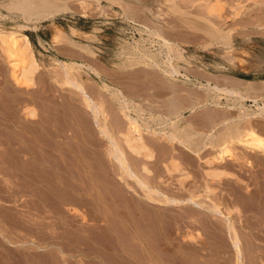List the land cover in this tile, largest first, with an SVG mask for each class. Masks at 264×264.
<instances>
[{"label":"rangeland","instance_id":"374dc122","mask_svg":"<svg viewBox=\"0 0 264 264\" xmlns=\"http://www.w3.org/2000/svg\"><path fill=\"white\" fill-rule=\"evenodd\" d=\"M80 1L19 0L15 8H5L6 6L3 7V5L0 7L2 13L0 27L3 26L7 29L16 27L19 23L23 24V18L37 20L38 29L26 28L24 32L30 38L39 62L38 70L34 73V86L30 89L19 87L21 90H17L8 79L11 76V69L0 43V51L1 49L3 51L0 53V258L4 257L2 259L4 261L0 259V262L6 264L5 259H8L7 262H9V258L12 257L8 264H157L158 262V264H217V262L218 264H234L235 256L230 246L229 253L226 251L221 252V255L217 253L221 257L214 250L215 242L219 240L215 236V229L220 232L219 230L223 228L220 232L221 235L227 236V233H224L226 232L224 223H222L223 227L220 224L223 220L210 211L209 205L212 204L211 202H215L219 203L223 209L227 205V207H238L239 210H243L239 214L247 219L250 214L249 209L253 204L257 205L258 203L262 210L260 214L262 212L263 215L264 157H260L258 154H248L251 163H247L232 156L228 159L229 156H227L226 161L227 159L228 161L222 166L224 170L226 169L225 173L217 177L216 182L213 181L214 183L210 184L212 191L209 192L210 194H206V177H204L205 174L201 168L202 164L198 160L196 161L177 140H174L175 142L173 141L172 144L169 142L170 139L161 137L163 134H152V131L163 129L169 133H172L173 130L174 133H179V128L184 129L183 126L187 122H192L198 129L201 128L200 130L208 131L217 122L215 119L217 116L212 120L207 119V116L213 113L212 111L218 115L219 112L222 115L231 114L228 117L232 118L243 111L254 112L256 105L250 99L242 100L238 96L223 94L219 99L222 107L214 106L212 108L213 105L208 103H203V106L195 104L192 111L194 103L189 102V104L187 101V105L182 101L181 104L179 102V108H181L179 111L172 104L178 100L172 93L173 88L181 86V88L189 90L195 88L194 91L203 92V95L201 93V96L199 93L197 95L205 98L207 90L199 87V81L205 82L208 78L213 77L208 74L206 76L201 71L200 73L194 71L183 59H179L175 51L170 54L161 38L155 33L150 34L142 31L141 25L142 23L148 25L151 21L153 25L150 23L148 26L153 27L152 30L155 28L154 31H158L170 41L185 45L184 47L188 50L186 55H190L194 63L206 64L208 68L204 69L206 72H225L226 80L241 91H245L249 85L259 86L264 91V0H223V16L226 19L225 24L227 23L226 25L229 27L224 23L222 27L227 30L230 26L231 28L235 26L236 33L231 30V33L235 34H233L235 36L233 47H236L235 49L238 51L243 50V54H252L255 63H258V66L251 67L249 72L229 69L231 67L227 58L229 54L225 52L226 49L227 51L230 49L227 46L229 44L221 43L215 34L210 35L207 23L201 19L205 10L203 11V8L201 9L199 6L200 11L196 5V7L194 5L186 6L188 4L182 0H159V7H155L156 14H153L150 9L148 12V7L142 8L141 5H136L137 3L131 1L123 3V0H120L112 3L111 0H103V9L102 6V8L97 7L95 0H87L91 2L92 9L90 16L85 17L80 12ZM120 2L128 7H123ZM173 5H180L184 10L178 12L176 8L172 7ZM66 6L75 10V13L71 14L65 10ZM135 11L138 14H134ZM52 15L64 30V36L61 37L63 40L55 45L50 43L49 23H51ZM215 20L218 23L221 21L220 18ZM70 26L78 28L80 33L72 34ZM68 33L70 38L67 37ZM60 42L61 45L76 49L75 58L65 59L54 55L56 53L54 48L58 47ZM158 43H161L160 46ZM133 47L140 50L152 48L153 50H149L153 53V59L161 62L160 66L162 67L166 66V56L169 54L172 56V64L176 65L177 63L179 73L175 74L174 78L168 77L160 67L152 65L150 59L135 57L132 52L134 51ZM58 60L79 62V67L74 66L76 72L74 73L83 82L91 97L104 101V108L108 112H106L108 123L123 147L125 145L121 138V132L125 128L121 129L122 125L120 124V126L119 123L126 127L127 121L121 113L119 99L110 88L103 86V82L120 87L131 100L143 104L144 112L134 111V103L131 104L132 113L139 118L143 139L154 149L156 157L150 162L142 155L135 157V154L125 148V151H128L127 153L130 155L131 165L142 174L141 166L148 162V167L152 170L149 177L152 185L156 184L165 194H175L179 198L196 192L198 193L196 198L199 202L201 201L203 207L189 205L190 203L176 204L177 206L167 205L163 202L147 200L132 180L121 179L119 167L107 153L106 149L109 150L108 140L98 133L82 93L65 83V68ZM224 67L228 69H223ZM92 68L98 70L101 77H98ZM204 70L202 72H205ZM180 72L181 74L187 73L194 81L186 80L184 75H180ZM239 77L253 79L255 83L249 84L238 79ZM223 83H225L224 80L220 82V84ZM196 91L195 93H197ZM148 98H151L150 101L147 100ZM263 101L264 99L261 98L259 103L262 104ZM241 104L243 107L240 106ZM28 105L36 108L37 114L33 119L24 114V109ZM230 105L234 108L229 109ZM169 118L174 119L172 124L169 122ZM203 119L204 122H202ZM251 120L264 133V119L258 117ZM118 126L120 128H117ZM222 128L215 129L214 142L219 141V131ZM189 138L192 141L195 139L197 144L207 142L210 145V137L204 139V135H191ZM47 142L48 144H46ZM207 149L209 151L205 149L206 155L202 154V156L211 158L214 149L211 147ZM173 158L179 163L181 169L189 170L190 177L185 178V173H181L171 163ZM193 161L195 162L193 163ZM128 183H133L132 187ZM257 192L259 194H256ZM254 195L257 196L254 197ZM256 197L258 200H252ZM232 215L234 217L237 215L235 210L232 211ZM245 217L239 219L241 221L236 224L240 229L246 248L245 252L248 251L246 264L247 262L252 264L253 260L249 250H256V247L264 249V236L263 238L261 236L253 237V233L249 230L251 226ZM213 222L218 224L217 226L220 225L221 228L213 227L216 226L213 225ZM46 223L48 226L45 225ZM188 233L190 236H197L196 240L188 242L189 235L186 236ZM262 234L264 235V233L260 235ZM224 235L223 238L230 244L229 238ZM146 238L149 240L147 241ZM151 246L153 250L150 252ZM222 255L226 257L223 258ZM213 256L217 258V261ZM150 257H152L151 261ZM12 259L13 261H11ZM27 259H29V263Z\"/></svg>","mask_w":264,"mask_h":264},{"label":"bare ground","instance_id":"6f19581e","mask_svg":"<svg viewBox=\"0 0 264 264\" xmlns=\"http://www.w3.org/2000/svg\"><path fill=\"white\" fill-rule=\"evenodd\" d=\"M23 1V0H22ZM28 1V0H27ZM96 3H97V7H103L104 9V5L102 4L103 3V0H95ZM112 3L114 1H117L119 2L120 0H111ZM135 2L137 3L136 5H141L142 8L145 6V7H148V12H149V9L152 11V13L154 14V10H155V7L159 5V0H123V3H127V2ZM183 2H185L186 6H198L202 9L203 8V11L205 13H202V18L201 19H204V21L207 23L208 25V30H209V33L210 35L212 34H215L218 36V38L220 39V42H225V43H228L229 45H227L230 49L227 51L226 49V53L228 52L229 56L227 55V58H228V61L231 65V67L229 69H240L242 71H245V72H249V69L253 66H258V63H255V58L252 54H243V50L242 51H238L237 49H235L236 47H233V41H234V37L233 34L231 33L232 31H235L236 33V30H235V26L228 29L227 30H224V28L222 27L223 23L225 24L226 22V19H225V16H223V0H182ZM17 2H19V0H11V1H7V2H4V1H0V7H2L1 5H3V7L5 8H15L17 7ZM121 5L124 7L125 4H123L122 2H120ZM134 3V4H135ZM132 4V6L134 5ZM29 5V4H28ZM91 2L87 1V0H81L80 3H79V6H80V12L83 16L85 17H88L90 16L91 12L90 10L92 9L91 8ZM109 5V4H108ZM120 5V6H121ZM173 5L172 7L176 8V10H178V12L181 10H184V8L180 5ZM184 6V5H183ZM195 6V7H196ZM101 7V8H102ZM125 7H128V6H125ZM134 7H136L134 5ZM139 7V6H138ZM159 7V6H158ZM194 7V8H195ZM68 12H70L71 14H74L75 13V10H73L72 8H69V6H66L65 7ZM112 8V7H111ZM173 8V9H174ZM193 8V7H192ZM196 8V9H197ZM200 8L199 11H200ZM97 9V8H96ZM129 9V8H128ZM14 10V9H13ZM18 10V9H17ZM101 10V9H100ZM159 10V9H158ZM157 10V11H158ZM190 10V9H189ZM59 11V10H58ZM122 11V10H121ZM150 11V12H151ZM140 12V11H139ZM143 12V10H142ZM160 12V11H159ZM165 12V11H164ZM239 12V10L237 11V13ZM104 13V12H103ZM132 13V12H131ZM185 13V12H184ZM194 13V12H193ZM192 13V14H193ZM236 13V14H237ZM1 11H0V16H1ZM124 14V13H123ZM130 14V13H129ZM134 14H138L135 13ZM141 14V12H140ZM156 14V13H155ZM182 14V12H181ZM191 14V13H190ZM241 14V13H240ZM159 15V14H158ZM163 15V14H162ZM121 16V15H120ZM138 16V15H137ZM146 16V15H145ZM189 16V15H188ZM201 16V15H199ZM155 17V16H154ZM160 17V15H159ZM224 17V18H223ZM236 17V16H234ZM219 19L221 20V18H223L219 23L218 21H216L215 19ZM227 18V17H226ZM24 19V22L23 24L19 23L17 24L16 27H12L10 29H7V28H4L3 26L0 27V43H1V46L3 47V51H4V55H5V59L11 69L10 73H11V77H12V81L13 83L17 86V87H22V88H26V89H30L32 86H34V73L36 72V70H38L37 68L39 67V62L36 58V55H35V52H34V48H33V45H32V42L30 40V38L28 37V35L24 32V30L26 28H31V29H38V23H37V20L34 19L35 21H33V19H27V18H23ZM39 19V18H38ZM55 16H51L50 17V21L51 23H49L50 25V29L52 30V35H51V38H50V43L52 45H55L57 44L60 40H62V35L64 33V30H63V26H61L60 24H58L56 21H55ZM147 19L149 20V18L147 17ZM146 19V20H147ZM157 19V18H156ZM159 20V19H158ZM162 20V19H161ZM132 21V20H131ZM164 21V20H163ZM144 22V21H143ZM162 22V21H161ZM165 22V21H164ZM41 23V22H40ZM141 23V22H140ZM152 23L151 21H149V24ZM156 23V22H155ZM148 24V25H149ZM227 24V23H226ZM225 24V26H227ZM237 24V23H236ZM148 25H145L142 23V27H141V30L142 31H145L146 33H155L156 35H158V37L161 38L163 44L166 45V47H168L167 49L168 52H171L175 51V53H177L176 55L179 57V59L181 58V60L183 59L190 67H192L194 69V71H201V73H204L205 75L208 74L210 76H212L213 78H208L205 82L203 81H199V87H202V88H205L207 90V95H205V98L203 97H200L201 95H203L200 91H196L197 93H195V91L193 89L192 90H188L187 89H184V88H173L172 90V93L174 94V96L176 97V99L178 100H175L172 104L175 108H179V102L180 104L183 102H186L188 101L189 102H192L194 103V105L192 106V111L194 109V106L195 104H197V106H203V103H208V104H212L214 108L215 107H222L223 105L221 104L220 102V98L222 97L223 94H230L232 96H238L240 99L242 100H246V99H250L251 101L254 102V104L256 105V110L254 109V112H240L239 114H237L235 117H232V118H229L228 116L231 115H222L220 114L219 112V115L218 113H215L214 111H212L213 113H210L209 116H207L208 120H212L215 118V116H217V118H215L217 120V122H215V124L212 125V128L208 131H203V130H200L198 129L192 122L191 123H186V125L184 124L183 127H185L184 129L183 128H179V133H174L172 131V133H169L165 130H158V131H152V134H157V133H160V134H163V136L161 137H165L168 138V140L170 139L171 141L169 142H172L173 144V141L174 140H177V142L183 146L185 149H187L190 154H192V156L196 159V161L198 160V162L201 165V168L203 169V172L205 174L204 177H206V194L209 193L211 190L210 188V184L215 181L217 179V177L223 175L225 173V170L223 169V164H225L228 159L232 157H235L239 160H242V161H245L247 163H251V160L249 159V156L248 154L251 155V153L254 155V154H258L261 156L264 157V133H262L259 128H257L255 126V124L253 123L254 121H252L251 119L252 118H258V117H261L264 119V101L262 102V104L259 103V100L261 98L264 99V91L262 88H259L256 87V86H250L248 88L245 89V91H241L238 87H235L234 85H231L228 80H226L227 78V74L225 72H216V73H211V72H206L205 70L208 69L206 64H202V65H198L196 63H194L192 60H191V56L190 55H186V52L188 50H186V48L184 46H182L180 43H177V42H174V41H170L169 39H167L166 37L162 36L160 33H158V31H154L156 30L153 27H149ZM153 25V23H152ZM166 25V24H165ZM164 26V25H162ZM170 26V25H169ZM224 26V25H223ZM262 26V25H261ZM207 28V26H205ZM229 27V26H227ZM162 29V28H161ZM167 29V28H166ZM173 29V28H172ZM226 29V28H225ZM70 30L72 32V34H79V30L78 28H75L73 26H70ZM134 30V29H133ZM159 30V29H158ZM232 30V31H231ZM141 31V32H142ZM161 32V31H160ZM199 32V31H198ZM208 32V31H206ZM66 33V32H65ZM148 34V35H150ZM170 34V33H169ZM211 35V36H212ZM235 35V34H234ZM64 36V35H63ZM166 36V35H165ZM147 37V36H146ZM153 37V36H152ZM156 37V36H155ZM154 37V38H155ZM172 37V36H171ZM64 38V37H63ZM149 38V37H148ZM152 39V38H151ZM177 39V38H176ZM145 40V39H143ZM150 40V39H149ZM154 40V39H153ZM160 41V40H159ZM179 41V40H178ZM236 41V40H235ZM145 42V41H144ZM142 42V43H144ZM191 42V41H190ZM149 43V42H148ZM186 43V42H185ZM155 44V43H154ZM161 43H158V45L160 46ZM162 44V45H163ZM155 46V45H154ZM163 47V46H162ZM134 48V47H133ZM137 48V46H136ZM134 48V51L133 52V55L135 57H139V58H144V59H150L152 61V65L154 66H157V67H160V69L163 71L164 74H166L168 77H172L174 78L175 74H178L179 73V70H178V66H177V63L176 65L175 64H172L171 60H172V56H170L168 54V56L166 55H163V56H166L167 57V64L165 67H162L160 66L161 62H157L153 59V53L151 52V50L149 49H152L150 47H146L147 50L145 49H136ZM165 48V47H164ZM227 48V47H226ZM153 50V49H152ZM2 51V49H1ZM0 51V53H1ZM2 51V52H3ZM158 52H161V51H158ZM164 52V51H162ZM248 52V51H247ZM165 53V52H164ZM131 54V53H130ZM128 54V55H130ZM163 54V53H162ZM225 54V53H224ZM256 54V53H255ZM173 55V54H172ZM223 55V54H221ZM132 56V57H134ZM253 56V57H252ZM165 57V58H166ZM174 58V57H173ZM176 58V57H175ZM134 59V58H133ZM58 62L65 68V77H66V80H65V83L67 84H70L72 87L76 88L78 91H80L82 93V96L84 98V101H85V104L86 106L89 108V110L91 111V114L93 116V123L96 124V127L98 129V133L105 137L106 139L105 140H108V143H109V150L106 149L109 153V156H111L112 158V161L114 160L116 162V165L117 167H119L120 169V177L121 179L123 180H126V181H129L127 179H130L132 180L135 185L142 191V195L143 197H145L147 200H152V201H156L158 203L160 202H163L164 204H167V205H176V204H181V203H190L189 205L193 204L197 207H203L204 205L201 203V201L199 202V200H197V196H198V193L196 192H191L189 193V195L187 194V196H182V198H179L178 196H176L175 194H165V192L162 191V189L160 190V188L157 187V185H152V182L150 181L151 179L149 178L150 177V173L152 170H150L151 168L148 167V162L147 164L143 163L142 164V169H143V173L140 174L139 172H137L133 166L131 165V162H130V155H128V151H125V148L126 150L128 149L131 153L135 154L137 157V155H139L138 157H140V155L144 156L147 160H149L150 162L156 157L155 156V151L154 149H152L151 145L148 144V142H145L144 139H143V136L141 134V123H140V120L137 116H134V114L132 113V105L134 103V111H143L144 112V109L142 108V105L141 103L135 101V100H131L130 97H128V95H126V92L124 93V91L114 85V84H111L109 82H103V86H105L106 88H110L112 93L114 95L117 96V98L119 99L120 101V108H121V113L122 115L126 118V121H127V124H126V127H123L124 125L122 123H119V125L121 124L122 128H125L124 130L122 129V132H121V138L123 140V143H124V147L121 146V144L119 143L118 141V136H116L114 130L111 129L109 123H108V120H107V111L106 109L104 108V104L102 101L100 100H96L94 99L93 97H91L88 93H87V90L83 84V82L76 76L77 74H75L76 72L74 71V66H78L79 67V62H76V61H65V60H58ZM184 64V63H183ZM183 66V65H182ZM185 67V66H184ZM189 67V68H190ZM183 68V67H182ZM184 69V68H183ZM191 69V68H190ZM191 69V70H193ZM205 69V70H204ZM223 69H228L227 67L223 68ZM92 70H94L95 74L98 76V77H101L100 75V72L98 70H96L95 68H92ZM188 70V69H187ZM205 71V72H202V71ZM75 72V73H74ZM184 73V72H183ZM189 73V72H188ZM180 75H184L185 79L188 80V81H194L192 79L191 76L187 75L186 74H181L180 72ZM207 76V75H206ZM221 76V77H220ZM182 77V76H181ZM221 78V79H220ZM231 78V76H230ZM198 79V78H197ZM196 79V80H197ZM213 79V80H212ZM242 81H245L249 84H253L255 83V80L253 79H244V78H238ZM170 80V79H169ZM199 80V79H198ZM224 80L225 83L223 84H220V82ZM234 80V79H233ZM184 81V80H183ZM196 83V82H195ZM192 84V83H191ZM233 84V83H232ZM235 84V83H234ZM176 85V83H175ZM241 85V84H239ZM180 86V85H179ZM245 86V85H244ZM247 86V84H246ZM263 86V85H262ZM192 88V86H191ZM17 89V88H16ZM7 90V89H6ZM18 90V89H17ZM21 90V89H20ZM202 90V89H201ZM205 91V90H204ZM165 93V92H164ZM201 93L200 96H198L197 94ZM80 94V93H79ZM130 94V93H129ZM102 96V95H101ZM261 96V97H260ZM104 97V96H103ZM203 98V99H201ZM228 98V97H227ZM151 98H148L147 100H149ZM226 99V98H225ZM228 100V99H227ZM9 101V100H8ZM150 101V100H149ZM173 101V100H172ZM224 101V100H223ZM187 103V105H188ZM241 103V102H240ZM190 104V103H189ZM239 105V104H238ZM190 106V105H189ZM241 107H243V104L240 105ZM144 107V106H143ZM181 107H184V106H181ZM186 107V106H185ZM228 107V106H226ZM191 108V107H190ZM229 109H232L234 108V106H229L228 107ZM252 108V107H251ZM255 108V107H254ZM147 109V108H146ZM185 109V108H184ZM225 109V108H224ZM161 110V109H160ZM226 110V109H225ZM228 110V109H227ZM154 111V110H153ZM180 111V110H179ZM219 111V110H218ZM107 112V113H106ZM171 112V111H170ZM227 113V111H225ZM229 112V111H228ZM239 112V111H238ZM6 113V112H5ZM181 113V112H180ZM208 113V112H207ZM24 114L29 117V118H34L36 116V108L32 107V106H27L25 109H24ZM143 114V113H142ZM6 115V114H5ZM164 115V114H163ZM179 115V114H178ZM153 116V115H152ZM161 116V115H160ZM109 117V116H108ZM159 117V116H158ZM162 117V116H161ZM160 117V118H161ZM169 117V116H167ZM172 117V116H171ZM175 117V115H174ZM44 118V117H43ZM185 118V116H184ZM88 119V118H87ZM142 119V118H141ZM167 119V118H165ZM164 119V120H165ZM177 119V118H176ZM111 120V119H109ZM123 120V118H122ZM121 120V121H122ZM162 120V118H161ZM199 120V119H198ZM256 120V119H255ZM120 121V122H121ZM167 121V120H166ZM195 121V120H194ZM111 122V121H109ZM124 122V121H122ZM168 122V121H167ZM169 122H174V119H171L169 118ZM204 122V119L203 121ZM206 122V121H205ZM245 122V123H243ZM112 123V122H111ZM114 123V122H113ZM258 123V122H256ZM260 123V122H259ZM125 124V123H124ZM199 124V123H198ZM1 125V124H0ZM120 125V126H121ZM197 125V124H196ZM258 125V124H257ZM31 126V125H30ZM36 126V125H35ZM120 126H118L117 128H120ZM200 126V125H199ZM263 126H264V123H263ZM60 127V126H59ZM114 127V126H112ZM217 127H223L221 129V131H219L220 133V138H219V141L218 142H214L215 139H213L214 137V133H215V129ZM115 128V127H114ZM71 129V128H70ZM94 129V128H93ZM220 129V128H219ZM34 130V129H33ZM65 130V128H64ZM116 130V129H115ZM120 130V129H118ZM117 130V132H119ZM30 131V130H29ZM38 131V130H37ZM36 131V132H37ZM55 131V130H54ZM13 132V131H12ZM24 132V131H23ZM68 132V131H67ZM72 132V131H71ZM171 132V131H170ZM120 134V132H119ZM10 135V134H9ZM93 135V134H92ZM191 135H204V139H206V137H210V145L207 144V142H202L201 144H197V141H192L190 140L189 137H191ZM199 137V136H198ZM201 137V136H200ZM43 138V137H42ZM49 138V137H47ZM97 138V137H96ZM120 139V138H119ZM10 140V139H9ZM31 140V139H29ZM100 140V139H99ZM190 140V141H189ZM94 141V140H93ZM189 141V142H188ZM61 142V141H60ZM82 142V141H81ZM175 142V141H174ZM201 142V141H200ZM199 142V143H200ZM45 143V142H44ZM27 144V143H26ZM48 144V142L46 143ZM84 144V143H83ZM29 145V144H28ZM63 145V144H62ZM150 145V146H149ZM32 146V145H31ZM66 146V145H65ZM81 146V145H80ZM8 147V146H7ZM36 147V145H35ZM62 147V146H61ZM107 147V145H106ZM167 147V146H166ZM213 148L214 151L212 150L213 152V155L211 156V158H204V155L202 156V154H205L206 155V150H208L207 148ZM178 148V147H177ZM176 148V149H177ZM56 149V148H55ZM63 149V148H62ZM164 149V148H163ZM206 149V150H205ZM9 150V149H8ZM25 151V150H24ZM41 151V150H40ZM55 151V150H54ZM209 151V150H208ZM70 152V151H69ZM166 152V150H165ZM169 152V151H167ZM211 152V150H210ZM38 153V152H37ZM51 153V152H50ZM97 153V152H96ZM171 153V152H170ZM209 153V152H208ZM19 154V153H18ZM34 154V153H33ZM56 154V153H55ZM54 154V155H55ZM64 154V153H63ZM130 154V153H129ZM173 154V153H172ZM171 154V155H172ZM23 155V154H22ZM45 155V154H44ZM43 155V156H44ZM170 155V156H171ZM19 156V155H18ZM31 156V155H30ZM71 156V155H70ZM165 156V155H164ZM169 156V155H167ZM169 156V157H170ZM228 157L227 161H226V158ZM27 157V156H26ZM60 157V156H59ZM72 157V156H71ZM173 157V156H172ZM175 157V156H174ZM207 157V156H205ZM256 157V156H255ZM62 158V157H61ZM67 158V157H66ZM70 158V157H69ZM68 158V159H69ZM110 158V157H109ZM191 159V157H189ZM145 159V160H146ZM50 160V159H49ZM74 160V159H73ZM132 160V159H131ZM134 160V159H133ZM139 161V159H137ZM233 160V159H232ZM11 161V160H10ZM32 161V160H31ZM137 161V162H138ZM163 161V160H162ZM171 163L176 166L177 169H179L181 171V173H185V178L187 177H190V174H189V170L186 171V170H183L180 168V165L179 163L176 161V159H171ZM187 161V160H186ZM234 161V160H233ZM20 162V161H19ZM43 162V161H42ZM61 162V161H60ZM114 162V163H115ZM195 161H193L194 163ZM197 162V163H198ZM230 162V161H229ZM57 163V162H55ZM78 163V162H77ZM231 163V162H230ZM233 163V162H232ZM238 163V162H237ZM244 163V162H243ZM246 163V164H247ZM39 164V163H38ZM199 164V165H200ZM235 164V162H234ZM245 164V165H246ZM42 165V164H41ZM196 165V164H195ZM238 165V164H237ZM240 165V163H239ZM61 166V165H60ZM235 166V165H234ZM241 166V165H240ZM33 167V166H32ZM67 167V166H66ZM70 167V166H68ZM74 167V166H73ZM72 167V168H73ZM91 167V166H90ZM182 167V166H181ZM198 167V166H196ZM25 168V167H24ZM28 168V167H27ZM51 168V167H50ZM53 168V167H52ZM55 168V167H54ZM150 168V169H149ZM188 168V167H187ZM200 168V169H201ZM226 168V167H225ZM56 169V168H55ZM55 169H54V172H55ZM201 169V170H202ZM31 170V169H30ZM35 170V169H34ZM118 170V168H117ZM228 170V169H227ZM60 171V170H59ZM69 171V170H68ZM81 171V170H80ZM20 172V171H19ZM18 172V173H19ZM119 172V171H118ZM202 172V171H201ZM202 172V174H203ZM17 173V174H18ZM63 173V171H62ZM228 173V172H227ZM233 173V172H232ZM20 174V173H19ZM51 174V173H50ZM201 174V175H202ZM21 175V174H20ZM232 175V174H231ZM234 175V174H233ZM27 176V175H26ZM25 176V177H26ZM226 176V175H225ZM225 176H224V179H225ZM28 177V176H27ZM58 177V176H57ZM60 178V177H59ZM38 179V177H37ZM61 179V178H60ZM63 179V178H62ZM58 180V179H57ZM39 181V180H38ZM63 181V180H62ZM217 181V180H216ZM215 181V182H216ZM51 182V181H50ZM182 182V181H181ZM219 182V181H218ZM30 183V182H29ZM44 183V182H43ZM57 183V182H56ZM66 183V182H65ZM127 183V182H125ZM209 183V184H208ZM214 183V182H213ZM34 184V183H33ZM129 186L131 185L132 187V184L133 183H128ZM204 184V183H203ZM128 186V185H127ZM130 187V188H131ZM42 188V187H41ZM68 189V188H67ZM137 190V189H136ZM165 190V189H164ZM64 191V190H63ZM70 191V190H69ZM138 191V190H137ZM214 191V190H213ZM248 191V190H247ZM246 191V192H247ZM250 191V190H249ZM263 191V189H262ZM245 192V193H246ZM264 192V191H263ZM167 193V192H166ZM174 193V192H172ZM254 193V192H253ZM261 193V192H260ZM133 194V193H132ZM177 194V192H176ZM210 194V193H209ZM255 194V193H254ZM256 194H259V192H257ZM43 195V194H42ZM181 195V194H180ZM242 195V193H241ZM249 195V194H248ZM251 195V193H250ZM140 196V195H138ZM210 196V195H209ZM246 196V195H244ZM252 196V195H251ZM257 196V195H254V197ZM42 197V196H41ZM35 198V197H34ZM45 198V197H44ZM135 198V197H134ZM212 199V198H211ZM252 199V198H251ZM217 200V199H216ZM215 200V201H216ZM252 200H258L257 197L256 199H252ZM214 201V200H213ZM155 202V203H156ZM208 202V201H207ZM217 202V201H216ZM239 202V201H238ZM254 202V201H253ZM261 202V201H260ZM153 203V202H151ZM154 203V204H155ZM212 204L209 205V208L211 209L210 211H212L213 214H217L218 216L221 217V219L224 221H221L220 224L224 223V227H225V230L226 232H224L225 234L227 233V236L224 235V237L226 236V238H229L230 240V244H228V242L223 238V235L220 234V232H222V229L221 226L223 227V224L220 226H217L216 224H214L213 222V225H216V226H213V227H216L218 229V227H220L219 231L218 230L214 231L215 233V236L219 239V240H216L215 242V248L214 250L216 251V254L220 253L221 255V252H230V249H229V246L230 248H232L233 250V253H234V258H235V263L234 264H246V261L247 260V256H246V253L248 252L246 250L245 252V246L243 244V240H242V236H241V233H240V229H238L237 227V222L239 223V219H241L242 217H245V216H242L239 214V212L241 213V211L243 210H239L238 207H227L225 206L226 208L223 209V207L221 208L219 203H215V202H211ZM256 203V201H255ZM185 204V205H186ZM237 204V202H236ZM251 204V203H250ZM249 204V206H250ZM160 205V204H159ZM183 205V204H182ZM260 204L257 203L256 204H253L252 207L249 209V212L250 214L247 216V219L245 217V219L249 222L248 224H250L251 226V232L253 233V237H259L261 236V238H263V234L260 235L261 233H264V214L262 215V212L260 214V208L259 206ZM118 206V205H117ZM177 206V205H176ZM232 206V205H231ZM234 206V205H233ZM236 206V205H235ZM40 208V207H39ZM248 209V206L246 207ZM128 209V208H127ZM205 209V208H204ZM262 209H264V207H262ZM143 210V209H142ZM203 210V209H202ZM235 210L236 211V216L238 217H234L232 215V211ZM116 211V210H115ZM209 211V210H208ZM247 212V210H244ZM73 212V211H72ZM118 212V211H117ZM42 213V212H41ZM211 213V212H210ZM121 214V213H120ZM135 214V213H134ZM158 214V213H157ZM170 214V213H169ZM234 214V213H233ZM138 215V214H137ZM243 215H245L243 213ZM76 216V215H75ZM83 216V215H81ZM153 216V215H152ZM155 216V215H154ZM10 217V216H9ZM73 217V216H72ZM135 217V216H133ZM36 219V218H35ZM118 219V218H117ZM156 219V218H155ZM244 219V220H245ZM11 220V219H10ZM15 220V219H14ZM140 220V219H139ZM160 220V219H159ZM115 221V220H114ZM126 221V220H125ZM220 221V220H219ZM12 222V220H11ZM27 222V221H26ZM38 222V221H37ZM122 222V221H121ZM246 222V221H245ZM218 223V222H217ZM152 224V223H151ZM35 225V224H34ZM47 225V223L45 224ZM130 225V224H129ZM48 226V225H47ZM46 226V227H47ZM73 226V225H72ZM211 226H212V221H211ZM249 226V227H250ZM19 227V226H18ZM42 227V226H41ZM44 227V228H46ZM57 227V226H56ZM128 227V225H127ZM16 228V227H15ZM169 228V227H168ZM186 228V227H185ZM73 229V228H72ZM146 229V228H145ZM178 229V228H177ZM181 229V228H180ZM2 230V229H1ZM32 230V229H31ZM50 230V229H49ZM144 230V229H143ZM223 230V231H225ZM255 230V231H253ZM257 230V231H256ZM158 231V230H157ZM210 231V230H209ZM148 232V230H147ZM181 232V231H180ZM187 232V231H186ZM261 232V233H259ZM154 233V232H153ZM135 234V233H134ZM167 234V233H166ZM149 235V234H148ZM188 234H186V236H188ZM58 236V235H57ZM120 236V235H119ZM138 236V235H137ZM115 237V236H114ZM121 237V236H120ZM132 237V236H131ZM144 237V236H143ZM168 237V236H167ZM196 237L197 236H190L188 237V242L189 240L190 241H195L196 240ZM75 238V237H74ZM135 239V238H134ZM147 239V238H146ZM168 239V238H167ZM9 240V239H8ZM139 240V239H138ZM149 239H147L148 241ZM170 240V239H169ZM212 240V239H211ZM157 241V240H155ZM70 242V241H69ZM99 242V241H98ZM111 242H113L111 240ZM10 243V242H9ZM14 243V242H13ZM17 243V242H16ZM15 243V244H16ZM120 243V242H119ZM135 243V242H134ZM182 243V242H181ZM192 243V242H191ZM3 244V243H1ZM12 244V242H11ZM22 244V243H21ZM102 244V243H101ZM125 244V243H124ZM128 244V243H126ZM161 244V243H160ZM23 245V244H22ZM122 245V243H121ZM140 245V244H139ZM147 245V244H146ZM176 245V244H175ZM1 246V245H0ZM16 246H19V245H16ZM24 246V245H23ZM27 246V245H26ZM105 246V245H104ZM187 247V246H186ZM12 248V247H11ZM30 248V247H28ZM63 248V247H62ZM106 248V247H105ZM128 248V247H127ZM144 248V247H143ZM159 248V247H158ZM257 249L256 250H249L250 251V256L252 258V264H264V249H261L260 247H256ZM10 249V248H9ZM8 249V251H9ZM45 249V248H44ZM160 249V248H159ZM51 250V249H50ZM127 250V249H126ZM143 250V249H142ZM150 252L151 250H153L152 246L151 248H149ZM167 250V249H166ZM211 250V249H210ZM213 250V248H212ZM48 251V250H47ZM144 251V250H143ZM147 251V250H146ZM158 251V250H157ZM186 251V250H185ZM53 252V251H52ZM132 252V251H131ZM134 252V251H133ZM132 252V253H133ZM160 252V250H159ZM203 252V251H202ZM232 252V251H231ZM10 253V251H9ZM7 253V254H9ZM42 253V251H41ZM157 253V252H156ZM192 253V252H191ZM14 254V253H13ZM142 254V253H141ZM145 254V253H144ZM215 254V255H216ZM217 254V255H218ZM27 255V254H26ZM111 255V254H110ZM123 255V254H122ZM164 255V254H163ZM162 255V256H163ZM196 255V254H195ZM220 255H218L219 257H221ZM225 255V254H224ZM230 255V254H229ZM7 256V255H6ZM148 256L149 253H148ZM217 256V257H218ZM223 256V255H222ZM233 256V255H232ZM249 256V257H250ZM1 257V256H0ZM17 257V256H16ZM22 257V256H21ZM29 257V256H28ZM34 257V256H33ZM42 257V255H41ZM119 257V256H118ZM121 257V256H120ZM133 257V256H132ZM208 257V256H207ZM215 257V256H213ZM226 257V256H225ZM223 256V258H225ZM229 257V256H228ZM245 257H246V260H245ZM12 258V257H11ZM9 258V262H10V259ZM15 258V257H14ZM13 258V259H14ZM124 258V257H123ZM127 258V257H126ZM131 258V256H130ZM151 258L150 257V261H151ZM167 258V257H166ZM188 258V257H187ZM204 258V257H203ZM216 258V257H215ZM1 261H4L2 259H4V257L0 258ZM13 259L11 261H13ZM30 259V258H29ZM29 259L28 260V263H29ZM56 259V258H55ZM59 259V258H58ZM114 259V258H113ZM120 259V258H119ZM5 263L8 264L9 262L8 259H5ZM30 260H33V259H30ZM45 260V259H44ZM140 260V259H138ZM156 260V259H155ZM169 260V259H168ZM210 259H208L209 261ZM212 260V258H211ZM210 260V261H211ZM217 261V258L215 259ZM219 260V259H218ZM250 260V259H249ZM16 261V260H15ZM131 261V259H130ZM153 261V259H152ZM214 261V260H213ZM221 261V260H220ZM142 262V261H141ZM189 262V261H188ZM212 262V261H211ZM224 263V261H222ZM2 262H0L1 264ZM23 263V262H22ZM149 263V262H148ZM154 263V262H153ZM159 263V262H158ZM157 263V264H158ZM215 263V261H214ZM227 263V262H226ZM229 263V262H228ZM3 264V263H2ZM13 264V263H12ZM15 264V263H14ZM19 264V263H18ZM32 264V263H31ZM112 264V263H111ZM175 264V263H174ZM203 264V263H202ZM213 264V263H212ZM218 264V262H217ZM248 264V262H247Z\"/></svg>","mask_w":264,"mask_h":264},{"label":"crops","instance_id":"0c3cea01","mask_svg":"<svg viewBox=\"0 0 264 264\" xmlns=\"http://www.w3.org/2000/svg\"><path fill=\"white\" fill-rule=\"evenodd\" d=\"M50 28V27H49ZM50 38H51V35H52V30L50 29ZM67 37H69L70 38V35H69V33H68V35H67ZM63 40V39H62ZM62 42V41H61ZM61 42H60V44H58V45H56V46H58V47H55L54 49H55V51H56V53H54V55L56 56V57H64L65 59L67 58V59H70V58H75V54H76V49L75 48H73V47H69V46H65V45H61ZM74 56V57H73ZM37 58V57H36ZM9 81L11 82V84L13 85V86H15L17 89H21V88H19V87H17L14 83H13V81H12V79H11V76H9ZM156 156V155H155Z\"/></svg>","mask_w":264,"mask_h":264}]
</instances>
